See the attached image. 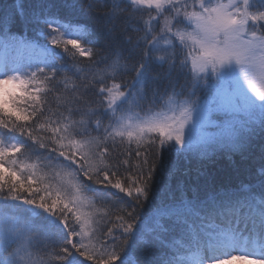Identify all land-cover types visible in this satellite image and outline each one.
I'll use <instances>...</instances> for the list:
<instances>
[{"label":"snow or ice","instance_id":"obj_1","mask_svg":"<svg viewBox=\"0 0 264 264\" xmlns=\"http://www.w3.org/2000/svg\"><path fill=\"white\" fill-rule=\"evenodd\" d=\"M0 264H264V0L0 7Z\"/></svg>","mask_w":264,"mask_h":264},{"label":"trees","instance_id":"obj_2","mask_svg":"<svg viewBox=\"0 0 264 264\" xmlns=\"http://www.w3.org/2000/svg\"><path fill=\"white\" fill-rule=\"evenodd\" d=\"M19 3H23L25 10L30 11L31 6L35 3V0H0V7ZM103 10L106 11L107 9L104 8ZM101 67H103V65H101ZM173 162L176 163L177 167L180 169V173H183L185 169L193 170L192 174L188 177H184L178 173L177 177L173 181V184L180 179L185 180L186 183H192L195 178L194 169L196 164L194 162L189 163L184 160L176 161L175 157H173ZM259 167L260 160L257 152L254 158L246 162H241L239 157L235 158V163L227 160H220L215 166H213V171L219 179L229 184L231 187H236L242 183L248 182L254 176L258 175Z\"/></svg>","mask_w":264,"mask_h":264}]
</instances>
